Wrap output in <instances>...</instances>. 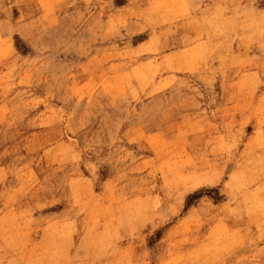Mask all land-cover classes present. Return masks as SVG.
<instances>
[{
  "label": "rangeland",
  "instance_id": "obj_1",
  "mask_svg": "<svg viewBox=\"0 0 264 264\" xmlns=\"http://www.w3.org/2000/svg\"><path fill=\"white\" fill-rule=\"evenodd\" d=\"M262 159L264 0H0V264H264Z\"/></svg>",
  "mask_w": 264,
  "mask_h": 264
},
{
  "label": "clouds",
  "instance_id": "obj_2",
  "mask_svg": "<svg viewBox=\"0 0 264 264\" xmlns=\"http://www.w3.org/2000/svg\"><path fill=\"white\" fill-rule=\"evenodd\" d=\"M235 162L232 159L231 155L229 153H223L220 156L219 160V171L221 175H226L225 170H231L230 165L234 166ZM251 171V170H249ZM259 181L264 184V159L261 160L260 168H259ZM254 183L256 182L255 180L253 181ZM95 243L99 244L100 241H95Z\"/></svg>",
  "mask_w": 264,
  "mask_h": 264
}]
</instances>
